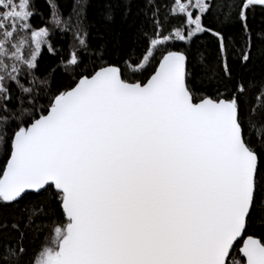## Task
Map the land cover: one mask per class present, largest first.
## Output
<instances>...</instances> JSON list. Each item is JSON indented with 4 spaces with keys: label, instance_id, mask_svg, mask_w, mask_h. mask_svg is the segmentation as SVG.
<instances>
[{
    "label": "snow or ice",
    "instance_id": "6c2138e0",
    "mask_svg": "<svg viewBox=\"0 0 264 264\" xmlns=\"http://www.w3.org/2000/svg\"><path fill=\"white\" fill-rule=\"evenodd\" d=\"M0 264H264V0H0Z\"/></svg>",
    "mask_w": 264,
    "mask_h": 264
},
{
    "label": "trees",
    "instance_id": "16d2710c",
    "mask_svg": "<svg viewBox=\"0 0 264 264\" xmlns=\"http://www.w3.org/2000/svg\"><path fill=\"white\" fill-rule=\"evenodd\" d=\"M40 3H41V6H43V0H40ZM62 43H63V41H62Z\"/></svg>",
    "mask_w": 264,
    "mask_h": 264
}]
</instances>
